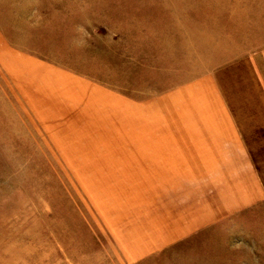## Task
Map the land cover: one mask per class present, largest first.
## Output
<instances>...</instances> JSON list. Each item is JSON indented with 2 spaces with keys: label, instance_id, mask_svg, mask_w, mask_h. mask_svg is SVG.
Here are the masks:
<instances>
[{
  "label": "rangeland",
  "instance_id": "1",
  "mask_svg": "<svg viewBox=\"0 0 264 264\" xmlns=\"http://www.w3.org/2000/svg\"><path fill=\"white\" fill-rule=\"evenodd\" d=\"M0 264H264V0H0Z\"/></svg>",
  "mask_w": 264,
  "mask_h": 264
}]
</instances>
